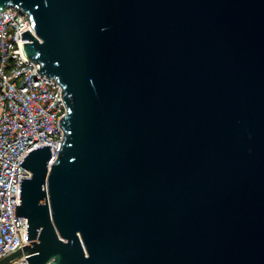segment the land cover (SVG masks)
Masks as SVG:
<instances>
[{"label": "water", "instance_id": "95a60500", "mask_svg": "<svg viewBox=\"0 0 264 264\" xmlns=\"http://www.w3.org/2000/svg\"><path fill=\"white\" fill-rule=\"evenodd\" d=\"M61 86L23 158L28 264H264V0H0Z\"/></svg>", "mask_w": 264, "mask_h": 264}, {"label": "built area", "instance_id": "2783aa9c", "mask_svg": "<svg viewBox=\"0 0 264 264\" xmlns=\"http://www.w3.org/2000/svg\"><path fill=\"white\" fill-rule=\"evenodd\" d=\"M25 16L14 6L0 11V260L28 243L27 220L14 213L18 178L30 177L20 165L23 157L48 143L51 165L63 137L59 119L66 112L61 86L38 74L39 64L20 51L19 44L26 42L20 33L34 35ZM7 264L28 263L22 256Z\"/></svg>", "mask_w": 264, "mask_h": 264}]
</instances>
